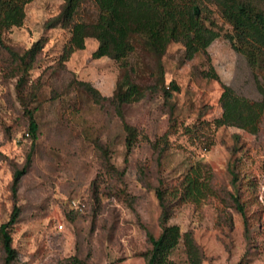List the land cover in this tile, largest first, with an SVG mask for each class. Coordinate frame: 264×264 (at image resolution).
I'll return each instance as SVG.
<instances>
[{
  "label": "rangeland",
  "instance_id": "rangeland-1",
  "mask_svg": "<svg viewBox=\"0 0 264 264\" xmlns=\"http://www.w3.org/2000/svg\"><path fill=\"white\" fill-rule=\"evenodd\" d=\"M63 4L33 0L25 7L23 25L6 31L5 47L0 46V226L14 207V172L32 154L20 180L21 215L11 234L18 264H146L149 234L161 233L156 190H172L198 165L210 176L212 194L199 204H177L169 224L193 234L204 264H264V118L257 134L214 125L222 114L223 85L261 99L256 71L232 47V27L203 2L204 17L215 22L220 35L190 60L179 43L168 47L163 71L139 44L123 62L94 59L98 42L87 39L84 50L61 64L70 31L47 24ZM97 16L93 0H82L75 21ZM40 40L43 48L21 84L8 48L23 54ZM127 73L145 92L122 109L137 131L130 152L115 106L96 103L78 84L87 82L111 98ZM163 79L165 86L173 82L178 88L169 100L162 93ZM28 110L39 128L35 143L28 133ZM150 142L159 143L157 151ZM79 199L87 201L82 214L69 207ZM171 259L188 264L182 246Z\"/></svg>",
  "mask_w": 264,
  "mask_h": 264
},
{
  "label": "trees",
  "instance_id": "trees-1",
  "mask_svg": "<svg viewBox=\"0 0 264 264\" xmlns=\"http://www.w3.org/2000/svg\"><path fill=\"white\" fill-rule=\"evenodd\" d=\"M32 1L0 0L1 47H5L4 33L13 27L23 25L25 7ZM81 1L64 0L60 14L47 24L49 28L59 26L70 31V38L60 54L61 64L67 62L75 52L84 50L87 39H94L98 42V47L92 54L94 59L106 57L115 62H123L136 51V45L139 44L156 59L161 71L162 58L171 44H182L185 56L190 60L206 51L219 37L215 22L204 17V10L200 4L207 2L214 6L221 18L232 27L233 34L229 37L232 47L245 58L250 68L256 71L255 77L261 94V99L254 101L223 85L219 100L222 114L214 120V125L236 127L251 134L259 132L264 118V0H93L98 9V16L91 22L75 21ZM42 48L41 40L23 54L8 48L9 54L17 63L18 74L22 76L21 84L22 78L33 70L36 57ZM78 84L95 96L96 103L104 100L115 106L127 133L126 145L127 151L130 152L137 140V131L126 123L122 109L125 104L142 100L145 95L144 89L132 81L129 73L118 83L111 98L101 97L87 82ZM176 90L178 88L173 82L165 86V81L162 80V93L167 100ZM27 114L29 137L35 143L38 124L34 111L28 110ZM150 144L155 151L158 150V142ZM162 153L163 151L160 152L159 159ZM31 160L30 153L26 166L14 172L12 185L14 207L9 220L0 226L3 264H18L11 234L21 215V207L18 205L20 180L26 174ZM159 183L162 186L163 182ZM211 194L210 176L201 165L191 167L179 185L172 190L160 187L156 190L161 208L159 219L161 233L158 237L149 234L151 249L144 254L146 264H175L171 256L179 246L183 247L188 264H204V253L193 234L190 231L183 232L179 226L169 224V221L177 204L181 202L199 204ZM233 200L237 211L245 218L246 213L239 198L235 196ZM71 201L70 209L80 213L72 208ZM77 201L84 203L87 210L85 199Z\"/></svg>",
  "mask_w": 264,
  "mask_h": 264
},
{
  "label": "built area",
  "instance_id": "built-area-1",
  "mask_svg": "<svg viewBox=\"0 0 264 264\" xmlns=\"http://www.w3.org/2000/svg\"><path fill=\"white\" fill-rule=\"evenodd\" d=\"M71 206L73 209L77 210L80 213H83L86 210V205L76 200L71 201Z\"/></svg>",
  "mask_w": 264,
  "mask_h": 264
}]
</instances>
